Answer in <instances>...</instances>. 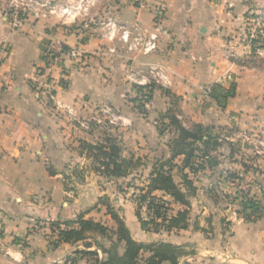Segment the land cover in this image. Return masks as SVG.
I'll return each instance as SVG.
<instances>
[{
    "label": "crops",
    "instance_id": "obj_1",
    "mask_svg": "<svg viewBox=\"0 0 264 264\" xmlns=\"http://www.w3.org/2000/svg\"><path fill=\"white\" fill-rule=\"evenodd\" d=\"M39 1L45 4L41 15L18 28L0 11V264H95L104 259L102 248L116 241L104 197L119 209L135 241L180 247L177 264H264V211L246 219L236 193L242 189L236 177L253 179L248 193L260 200L264 173L251 174L232 151L216 154L217 164L196 172L182 167V155L171 160L170 173L174 180L175 173L179 176L175 182L181 183L183 173L195 187L188 206L162 191L153 195L169 201L174 214L186 208V228L147 231L134 200L113 198L116 182L139 172L146 176L140 184L145 186L154 164L171 158L169 143L177 136L169 125L171 115L184 128L198 124L222 136L227 130L264 129V59L227 57L244 35L248 18L264 11V0H84L87 12L75 19L50 12L49 6L77 0ZM157 16L161 30L151 53L126 51L103 36L101 20L145 36L154 31ZM50 47H61L62 53L60 67L48 71ZM73 48L83 57L68 56ZM241 51L238 46L236 52ZM151 66L159 77L149 71ZM44 75L48 82L38 85ZM138 81L151 92L145 107L137 98ZM215 84L234 85V96L224 106L209 96ZM104 105L120 114L110 134L82 126ZM224 138L232 150V136ZM108 141L118 144L120 159L139 161L126 176H103L95 150L84 144L107 146ZM78 218L100 222L109 231L93 238L86 233L74 242L53 237L50 227L76 228ZM36 223L42 228L31 233ZM118 246L122 254L124 243Z\"/></svg>",
    "mask_w": 264,
    "mask_h": 264
},
{
    "label": "trees",
    "instance_id": "obj_2",
    "mask_svg": "<svg viewBox=\"0 0 264 264\" xmlns=\"http://www.w3.org/2000/svg\"><path fill=\"white\" fill-rule=\"evenodd\" d=\"M234 93L233 84L229 88H223L215 84L211 87L209 96L215 99L219 106H224L226 100L234 96ZM169 125H172L177 131V136L169 143L172 153L171 158L159 164H154L151 173L147 177L148 183L145 186L135 188L137 191V194L134 195L136 214L141 227L147 231L173 232L187 226L188 210L186 208L178 210L174 214L169 201L153 195L154 191H162L173 202L188 206L187 197L195 190V187L187 174L181 173V183L175 182L170 173L171 166H173L171 160L182 155V167L188 168L189 172H196L217 164V160L211 156L210 152L219 149L221 145V142L218 141L219 135L213 134L209 128L198 124L190 129L184 128L179 124L175 115L169 117ZM84 144L88 149L95 150V159L99 163V170L106 178L126 176L127 172L134 167L132 161L119 158L118 144L114 141H108L107 146ZM240 192V208L246 219L260 217L264 211L262 201L254 196H249L248 191L247 193L243 190ZM103 199L107 213L115 222L112 233L116 237V241L112 242L108 248H102L106 257L102 260H94L95 264H163L165 261L169 264L178 263V257L183 253L180 247L167 242L144 244L135 241L124 223L123 216L119 214V209L109 203L108 198L104 197ZM75 222L77 224L76 228L58 230L59 242H74L85 238V234L90 232L107 235L109 231L105 225L93 220L78 218ZM120 242L124 243L122 254H119L118 243ZM145 251L149 252L150 255L143 257L141 254Z\"/></svg>",
    "mask_w": 264,
    "mask_h": 264
},
{
    "label": "built area",
    "instance_id": "obj_3",
    "mask_svg": "<svg viewBox=\"0 0 264 264\" xmlns=\"http://www.w3.org/2000/svg\"><path fill=\"white\" fill-rule=\"evenodd\" d=\"M84 4V0H77L76 2L68 3L63 6L56 3L49 6V11L59 12L66 19H75L87 12V6ZM44 5L45 4L39 0H0V11L8 19L12 28H18L29 21L30 18L40 16L42 13L41 8ZM159 12L161 14L162 10L159 9ZM100 23L104 29L103 36L107 37L110 41L117 40L126 48V51L139 49L142 53L148 54L157 49L159 32L161 30V18L158 16L154 19V31L145 36H142L136 31L137 29L132 31L130 28L121 27L110 19L107 22L101 20ZM236 43V45L228 49L227 57L234 59H264V11L248 18L245 33ZM238 46L241 47L242 50L240 54L236 52ZM1 49L4 53L8 51L6 45H3ZM114 50L113 47L108 48L109 52H114ZM49 51L46 61V69L48 71L55 66L60 67L61 59L59 56L62 53V48L50 47ZM66 54L74 59L83 57V53L79 48L66 51ZM149 71L155 74V78L159 77L154 66L149 67ZM44 76L45 77H42L43 79L38 82V85H45L48 82V76ZM137 83L140 86L137 98L142 105L146 106L151 101V92L145 83H141L140 81ZM208 92L209 90H207V93ZM47 96L49 100L53 99L50 93H48ZM119 121L120 115L117 114L116 110L110 105H104L90 120L82 122V126L86 129L107 131L112 125H117ZM210 154L212 157H215L216 151L212 150ZM41 228L42 225L36 223L31 227L30 232L35 233ZM58 230V227H50V232L55 239H58Z\"/></svg>",
    "mask_w": 264,
    "mask_h": 264
},
{
    "label": "rangeland",
    "instance_id": "obj_4",
    "mask_svg": "<svg viewBox=\"0 0 264 264\" xmlns=\"http://www.w3.org/2000/svg\"><path fill=\"white\" fill-rule=\"evenodd\" d=\"M117 114L120 115L118 112ZM116 126H117L116 124L112 125L110 128L107 129L105 134L107 133L110 134L113 128H115ZM97 130L100 131L99 129ZM223 134L226 138H230V136H232V139H233L232 150H230L231 147L229 146V143L225 140L224 136L219 134L218 141L221 142L220 143L221 145L219 147L221 152H219V149H217L218 151L216 149L213 150V151H216L217 155L221 154V155L227 156L228 153L226 151L228 150L232 151L233 157L236 158L237 161L244 163V167L246 166L245 169L249 170L251 174L252 173H255V174L264 173V129L255 130L253 132L251 131L238 132L237 130L235 131L227 130V131H223ZM224 146L227 147L225 150L222 149ZM132 163H133V166L136 167L139 164V161L133 160ZM227 176L229 175L227 174ZM145 178L146 176L143 175V173L138 172L136 175L130 176L126 180H123L122 182H116L114 184L115 191L113 192L115 194L114 195L115 197L113 198L114 199L117 198L118 203L122 200V198H126V197H128L131 200H134L135 198L134 195L137 194V191L135 190V188L139 187L141 182H143ZM174 178H175V181H178V178H179L178 173L174 174ZM236 179H238L239 185L242 180V183H241L242 189H238V191L236 192L237 194L239 192V196H240L239 201H241L240 191L243 190L247 193V191H249L250 189V185L253 183V179L251 180L249 179L245 180L244 178L243 179L236 178ZM231 192L233 193V190H231ZM232 193L230 194V196H232ZM251 193L253 195L255 194V192L250 191L249 196H251ZM260 201H262V203L264 204L263 195L261 196ZM94 236H95V233L91 232L90 237L93 238Z\"/></svg>",
    "mask_w": 264,
    "mask_h": 264
}]
</instances>
